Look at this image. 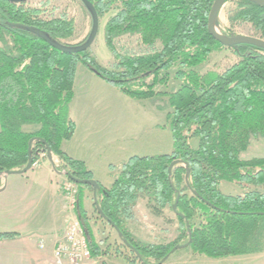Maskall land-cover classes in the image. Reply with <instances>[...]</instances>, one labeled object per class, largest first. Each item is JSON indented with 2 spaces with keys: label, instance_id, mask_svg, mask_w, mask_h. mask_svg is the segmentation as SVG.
Returning <instances> with one entry per match:
<instances>
[{
  "label": "trees",
  "instance_id": "obj_1",
  "mask_svg": "<svg viewBox=\"0 0 264 264\" xmlns=\"http://www.w3.org/2000/svg\"><path fill=\"white\" fill-rule=\"evenodd\" d=\"M88 1L97 16L117 9L105 29L110 52L116 56L111 37L124 34H136L145 50L117 56L118 69L107 70L84 55L87 49L68 53L54 45H68L62 39L73 32L71 20L42 17L38 7L27 5L28 0H0V173L22 170L29 158L34 163L46 154L47 145L61 160L68 179H93L83 161L61 149V143L75 130L69 105L78 62L137 100L166 94L155 88L165 84L168 71L175 68L180 85L169 94L171 111L166 113L173 151L132 156L123 162L110 187L98 183V207L93 203L96 212L121 232L123 243L143 263L153 257L158 259L154 264H162L179 243L141 244L129 235L124 217L141 192L147 196L151 213L167 222L164 206L168 204L173 211L178 197L173 212L193 253L219 258L263 251L264 193L224 195L220 184L264 185V158L240 156L251 139L264 138V48L245 43L231 46L239 57L236 62L220 73L200 74L197 67L225 47L208 31L214 0ZM226 1L238 4V15L264 40V5L253 0ZM194 137L198 144L192 148L189 141ZM176 160L180 162L168 171ZM77 187L75 212L91 257L97 258L102 251L83 224L89 218L83 210L81 190L91 187L85 183ZM13 236L2 233L0 239Z\"/></svg>",
  "mask_w": 264,
  "mask_h": 264
},
{
  "label": "crops",
  "instance_id": "obj_2",
  "mask_svg": "<svg viewBox=\"0 0 264 264\" xmlns=\"http://www.w3.org/2000/svg\"><path fill=\"white\" fill-rule=\"evenodd\" d=\"M85 75L86 79L79 82L77 80V86L75 84L73 87L69 117L74 122L75 130L70 139L61 143V149L67 156L83 161L91 171L93 179L108 188L113 183L119 166L130 157L158 155L154 153L157 147L155 144L149 147L148 151L152 152L132 154L130 122L127 121L126 114L131 107L128 100L144 102L142 108L148 111L147 115L157 116L159 108L148 100L127 97L94 73ZM78 99V103L81 102V114L76 112V107L74 109L75 100ZM148 128L163 130L164 126L156 122ZM251 141L253 142V139ZM111 144L113 146H110ZM246 150L240 155L242 159H247L243 156ZM58 162L61 160L55 154H46L25 172L0 176V234H14L13 237L0 239V264L52 263L54 245L61 237L69 216L61 192V184L66 176L55 169ZM81 193L83 210L89 218L88 222L93 223L95 237L102 251L97 258H91L88 264H99L100 261L108 260L112 264H120L123 262L121 260L126 262L127 257L121 247L114 246V236L121 238L111 224L104 221L103 237L96 233L100 221L96 222L92 217V190L83 188ZM118 239L115 242L117 246L120 244ZM181 257L183 258L174 264H264V250L250 255L219 258L198 254ZM133 261L139 264H154Z\"/></svg>",
  "mask_w": 264,
  "mask_h": 264
},
{
  "label": "rangeland",
  "instance_id": "obj_3",
  "mask_svg": "<svg viewBox=\"0 0 264 264\" xmlns=\"http://www.w3.org/2000/svg\"><path fill=\"white\" fill-rule=\"evenodd\" d=\"M27 5L32 7H38L40 9V16L49 18L61 16L65 19L72 21L73 32L71 36L62 39V42L68 44L67 46H80L87 42L90 38L92 31V17L88 9L80 0H28ZM117 12L116 8H112L104 13H101L98 16V30L97 33L89 45L87 50L84 52L87 58L93 59L101 67H104L107 70H116L117 65V56L121 58L127 54L134 55L142 53L145 48L141 45L139 38L136 34H124L118 38H112L111 42L114 45L116 56L114 53L110 52L106 46L104 37L105 29L107 27L108 20ZM239 7L234 1H223L219 6L215 17H214V27L216 31L224 36L230 35H252L260 37V33L253 27V25L246 21L242 15H238ZM239 59L234 50L230 47H222L217 51H214L206 62L202 63L197 67V70L200 74H205L207 72H222L234 62ZM175 68H171L168 71V80L165 84H158L156 86V91L159 93H166L158 95L154 100H148L152 102V105L159 108V111L156 115H147V110L142 108L144 102H135L134 100H128L131 103L130 109L127 110V121L130 122V131H131V140L130 147L133 155L137 154H147L146 152L150 150L149 147L151 144H155L156 151L155 154H169L173 151V142L171 138L170 130L168 129V124L166 121V113L171 111V108L168 106V97L169 94L176 90L180 83L174 77ZM85 73H93L90 71L84 64L78 62L76 65L74 85L76 81L84 80ZM95 74V73H94ZM150 81V78L147 80ZM77 86V84H76ZM129 97V96H127ZM130 99V98H128ZM75 100L76 112L81 114V102ZM149 103V102H148ZM129 119V120H128ZM161 123L164 126L163 130H152L148 126L154 123ZM28 131L33 130V127H26ZM189 144L192 148H195L198 144L197 137L191 138ZM110 146H113L112 144ZM243 153V152H242ZM241 153V154H242ZM46 156L42 154L39 155V159ZM243 156L247 159L255 156L257 158L264 157V138H255L253 142L244 152ZM38 159V160H39ZM37 160V161H38ZM180 161V160H177ZM183 163H181L182 165ZM184 165V164H183ZM62 169V168H61ZM64 170V169H63ZM0 176H4V173H0ZM67 178V177H66ZM68 179V178H67ZM186 183V181H185ZM189 183V182H188ZM91 189V188H87ZM220 191L224 195L231 196H242L247 192H257L264 193V185H255L249 182L238 183L235 181L232 182H221ZM187 195L190 194L189 191L186 192ZM148 199L145 192H141L136 196V198L129 205V208L124 217V226L125 229L129 232V235L132 236L135 242L141 244H166L174 243L178 241L179 245H184L187 239V234L178 224V220L171 210L170 206L167 204L164 206V215L167 220L155 216L151 213L148 208ZM92 217L95 221H100L99 226L96 228V233L98 232L99 237L105 235V223L104 219L99 216L96 212L94 206V212H92ZM83 224L90 228L92 235L95 237L93 230V223L90 224L87 220L83 219ZM88 222V223H87ZM106 222V221H105ZM104 229V230H103ZM96 239V237H95ZM113 241H117L118 237L114 236ZM97 240V239H96ZM119 245L114 242V246L121 247L122 251L125 253L126 262H120V264H139L133 260L140 261L136 258V255L131 251V249L126 246L121 239H118ZM187 254H197L193 253L187 246H183L172 252L167 261L164 264H174L178 259L183 258L181 256H187ZM250 255V254H246ZM237 256V255H236ZM149 262H155L158 259L153 257H147ZM128 259H131L128 260ZM177 259V260H176ZM155 260V261H154ZM105 262V264H112L111 262ZM143 263V262H142Z\"/></svg>",
  "mask_w": 264,
  "mask_h": 264
},
{
  "label": "built area",
  "instance_id": "obj_4",
  "mask_svg": "<svg viewBox=\"0 0 264 264\" xmlns=\"http://www.w3.org/2000/svg\"><path fill=\"white\" fill-rule=\"evenodd\" d=\"M43 155L45 154H42V156ZM36 163L37 161H35L32 166ZM62 165V162H58L55 164V169H58L66 176L65 171L61 169ZM61 192L65 199L69 216L61 237L54 245L53 261L51 264H88L92 258L91 252L84 230L75 212L78 193L77 184L72 180L65 178L61 184ZM40 247H43L42 243L40 244Z\"/></svg>",
  "mask_w": 264,
  "mask_h": 264
},
{
  "label": "water",
  "instance_id": "obj_5",
  "mask_svg": "<svg viewBox=\"0 0 264 264\" xmlns=\"http://www.w3.org/2000/svg\"><path fill=\"white\" fill-rule=\"evenodd\" d=\"M13 1H22V0H13ZM80 1L84 4V6L88 9V11L91 14L92 31H91L90 38L87 40V42L80 45V46H64V45H59V44L54 43V45L56 47H58L62 51L68 52V53H78V52H82V51L86 50L89 47V45L92 43V41H93V39L97 33V30H98V16H97V13H96L93 5L88 0H80ZM223 1H226V0H214L212 3V6L210 8V12L208 15V31L211 34V36L216 41H218L219 43H221L222 45H225L227 47H231V46H234L236 44L245 43V44H251V45H255V46H259V47L264 48V40L261 37H256V36H252V35L224 36V35H222L216 31V29L214 27V17H215V14H216L219 6L221 5V3ZM253 1L264 5V0H253ZM46 154L49 156H51V154H52V152L50 151V149L47 145H46ZM179 162L180 161H177V160L173 161L170 164L168 171H171V167L173 166V164L179 163ZM32 164H33L32 159L29 158L28 163L26 164V166L22 170H18V171H14V172H6V173H4V177L8 174H11V173L25 172L31 168ZM70 179L77 184L85 183V184L90 185V187L92 188V193H93V201H94L96 207H98L97 206V200H96V190L98 188V183L94 179H90V180H77V179H73V178H70ZM185 181H186V184L188 185V170L186 171V174H185ZM177 201H178V197L172 206L173 211H176ZM178 215L181 216V214H178ZM115 230L117 231L119 237L121 238L122 237L121 232L117 228H115ZM121 240H122V238H121ZM189 242H190V240L187 243H185L184 245L174 246L171 249V251L174 252L175 250L182 248L183 246H188ZM131 248H133V247H131Z\"/></svg>",
  "mask_w": 264,
  "mask_h": 264
}]
</instances>
